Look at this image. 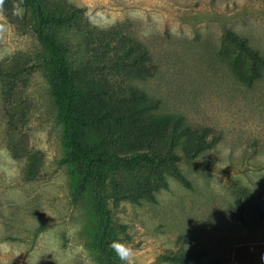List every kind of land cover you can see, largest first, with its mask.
Listing matches in <instances>:
<instances>
[{"label": "rangeland", "instance_id": "374dc122", "mask_svg": "<svg viewBox=\"0 0 264 264\" xmlns=\"http://www.w3.org/2000/svg\"><path fill=\"white\" fill-rule=\"evenodd\" d=\"M10 4V18L0 9V61L28 68L13 110L28 157L7 149L0 95V264H122L114 241L135 251L134 264H259L258 248L244 244L264 230V0L42 1L44 16L65 19L49 28L54 35L99 40L102 30L118 31L132 44L123 59L107 55L111 67L92 68L109 90L151 100L154 117L178 118L177 160L165 140L128 153L90 130L83 143L92 158L73 159L33 13ZM101 44L84 46L72 64ZM99 152L115 162L94 158Z\"/></svg>", "mask_w": 264, "mask_h": 264}, {"label": "trees", "instance_id": "16d2710c", "mask_svg": "<svg viewBox=\"0 0 264 264\" xmlns=\"http://www.w3.org/2000/svg\"><path fill=\"white\" fill-rule=\"evenodd\" d=\"M11 0H4L3 14L10 18L12 10ZM17 7H26L33 13L31 30L37 35L38 43L42 44L47 51V63L52 66L56 77L54 93L60 97L69 127L68 142L73 150V159H89L90 148L85 147L83 137L90 130L99 144H107L120 140L127 145L128 153L142 151L146 146L154 147L159 140H165L169 146L168 156L179 159L174 153L181 138V127L178 118H156L150 112L153 102L143 94L128 88L118 87L109 90L110 82L103 73L97 74L92 66L105 64L111 67L107 61V55L116 60L123 59L130 53L132 44H123V39L115 38L118 31L108 33L100 31L102 37L99 40L84 37L76 30L66 31L57 36L50 33L49 28L54 25L65 24L62 15L44 16L42 1L48 0H13ZM64 4L65 0H59ZM10 22H13L10 20ZM67 33V34H66ZM70 34L80 39L76 43L70 41ZM92 35V34H90ZM112 40L114 43H112ZM102 43V50L91 55L85 63L72 64V60H81L84 46ZM112 47L117 50L112 52ZM72 57V58H71ZM143 57V55H142ZM20 60V57H17ZM94 60V61H92ZM145 60V59H144ZM92 61V62H90ZM8 66L6 72L0 74V95L3 99V107L7 118L6 131L8 136L7 149L13 158H24L28 155L20 148V141L16 142L18 122L14 119V109L21 102L19 95L23 93V72L27 67L9 66L8 57L0 61V68ZM30 68V67H29ZM1 71V70H0ZM241 78L245 79V73ZM19 98V99H18ZM188 144L195 147L198 138L195 133H187ZM84 145V146H83ZM28 157V156H27ZM116 154L105 155L99 152L94 158L104 160L106 165L115 162ZM92 158V157H91ZM90 173V170H87Z\"/></svg>", "mask_w": 264, "mask_h": 264}, {"label": "clouds", "instance_id": "9594fccd", "mask_svg": "<svg viewBox=\"0 0 264 264\" xmlns=\"http://www.w3.org/2000/svg\"><path fill=\"white\" fill-rule=\"evenodd\" d=\"M3 4L4 0H0V9H2ZM111 248L122 264H134L135 251L130 246L114 241Z\"/></svg>", "mask_w": 264, "mask_h": 264}, {"label": "crops", "instance_id": "0c3cea01", "mask_svg": "<svg viewBox=\"0 0 264 264\" xmlns=\"http://www.w3.org/2000/svg\"><path fill=\"white\" fill-rule=\"evenodd\" d=\"M244 245H255L256 248H258L257 256L260 257V259L258 258L259 264L260 263L264 264V230L262 232H260V234H257L256 241L254 243L248 242ZM260 249H261V252H263V253L260 252Z\"/></svg>", "mask_w": 264, "mask_h": 264}]
</instances>
